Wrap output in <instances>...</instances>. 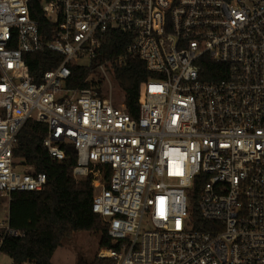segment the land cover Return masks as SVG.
<instances>
[{"label": "built area", "instance_id": "2783aa9c", "mask_svg": "<svg viewBox=\"0 0 264 264\" xmlns=\"http://www.w3.org/2000/svg\"><path fill=\"white\" fill-rule=\"evenodd\" d=\"M110 30L131 42L95 70L109 79L113 63L137 54L155 74L137 116L89 78L69 86L71 65H90ZM44 50L63 60L36 82L26 55ZM209 60L226 66L223 77L208 78ZM29 119L46 124L52 160L72 150L74 179H91L112 243L93 264H264V0H0V197L9 200L47 183L15 156ZM198 179L211 230L193 220ZM6 235L23 236L9 211L0 256Z\"/></svg>", "mask_w": 264, "mask_h": 264}, {"label": "trees", "instance_id": "16d2710c", "mask_svg": "<svg viewBox=\"0 0 264 264\" xmlns=\"http://www.w3.org/2000/svg\"><path fill=\"white\" fill-rule=\"evenodd\" d=\"M32 15L38 20L40 29L47 32L49 24L33 3ZM130 42L129 34L108 31L99 55L90 65H71L69 86L89 87L87 79L94 68L100 62L122 54ZM26 58L29 73L36 82L45 70L55 68L63 60L61 54L52 50L28 53ZM203 58L208 59V54ZM205 64L208 78L224 76V64L210 60ZM113 66L115 79L125 93L124 104L131 115L137 116L141 85L155 74L137 54L128 55L122 63H113ZM46 134V124L33 119L27 120L19 132L15 156L23 163L34 165L36 171L46 173L47 183L43 190L17 191L11 196L9 223L23 233V236L6 235L3 240L2 251L12 258L13 264H53L56 249L79 231L100 232V247L112 245L102 217L92 209L94 189L91 179H74L72 166L76 154L72 150L65 160H52L43 145ZM201 187L202 181L198 179L190 193L193 220L196 228L211 230L215 223L203 218L198 205Z\"/></svg>", "mask_w": 264, "mask_h": 264}, {"label": "rangeland", "instance_id": "374dc122", "mask_svg": "<svg viewBox=\"0 0 264 264\" xmlns=\"http://www.w3.org/2000/svg\"><path fill=\"white\" fill-rule=\"evenodd\" d=\"M107 79L98 68L93 70L88 76L94 85L99 84L105 96H111L115 105H123L125 102V93L119 86L109 68ZM111 84V86H110ZM10 200L7 197H0V218H5L8 214ZM100 232L79 231L71 238L66 239L62 246H59L52 257L53 264H86L94 263L100 249ZM0 262L12 264V258L3 253L0 256ZM27 264H34L29 262Z\"/></svg>", "mask_w": 264, "mask_h": 264}]
</instances>
